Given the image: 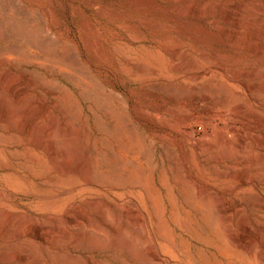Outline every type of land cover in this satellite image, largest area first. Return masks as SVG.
<instances>
[{"label":"rangeland","instance_id":"rangeland-1","mask_svg":"<svg viewBox=\"0 0 264 264\" xmlns=\"http://www.w3.org/2000/svg\"><path fill=\"white\" fill-rule=\"evenodd\" d=\"M0 264H264V0H0Z\"/></svg>","mask_w":264,"mask_h":264}]
</instances>
